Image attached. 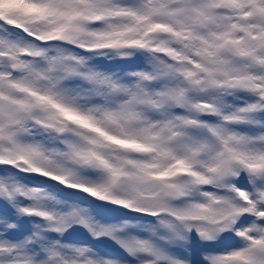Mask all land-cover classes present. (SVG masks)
Masks as SVG:
<instances>
[{
  "label": "snow or ice",
  "instance_id": "1",
  "mask_svg": "<svg viewBox=\"0 0 264 264\" xmlns=\"http://www.w3.org/2000/svg\"><path fill=\"white\" fill-rule=\"evenodd\" d=\"M0 264H264V0H0Z\"/></svg>",
  "mask_w": 264,
  "mask_h": 264
},
{
  "label": "rangeland",
  "instance_id": "2",
  "mask_svg": "<svg viewBox=\"0 0 264 264\" xmlns=\"http://www.w3.org/2000/svg\"><path fill=\"white\" fill-rule=\"evenodd\" d=\"M9 2H10V3H14V2H15V0H9Z\"/></svg>",
  "mask_w": 264,
  "mask_h": 264
}]
</instances>
